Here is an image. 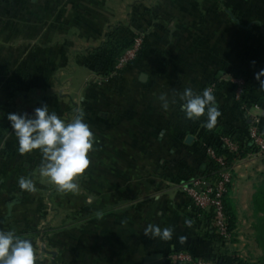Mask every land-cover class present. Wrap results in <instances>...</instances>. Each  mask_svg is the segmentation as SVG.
<instances>
[{"label":"rangeland","instance_id":"obj_1","mask_svg":"<svg viewBox=\"0 0 264 264\" xmlns=\"http://www.w3.org/2000/svg\"><path fill=\"white\" fill-rule=\"evenodd\" d=\"M255 3L106 0L103 15L113 19L114 26L116 21L127 25L132 15L140 21L136 14L146 7L151 11L148 20L152 18L147 31L155 27L170 32L191 30L189 35L197 46L207 40L209 50L219 61L222 59V68L212 82L216 88L218 82L230 83L237 101L240 84L246 94L264 65V5ZM227 11L235 19L231 24ZM1 16L0 264H113L117 258L121 262L129 255L155 252L164 253L166 264H179L173 256L192 257L195 253L175 243L186 236L204 235L209 228L218 239L211 243L206 240L209 248L200 242L198 249L207 252L203 254L227 252L243 264H260L264 259V213L259 208L264 206L256 198L264 193V178L254 188L237 189L233 195L230 166L225 162L221 166L210 157L218 166L216 177L209 180L196 174L180 184H170L173 192L184 196V201L173 199L176 204L171 208L162 197L160 180L161 175L172 171L160 167L157 152H152V165L139 166L134 165L143 157L135 156L138 152L131 158L118 149L98 150L95 127L87 126L85 116L78 113L84 106L80 98L92 95L93 85L101 88L120 82L137 62L143 41L138 31L129 29L138 50L126 57L123 66L107 77L89 69V77H84L88 81L81 82L83 77L71 65L49 63L53 48L41 47L45 40L39 38L35 45L28 40L20 42L24 37L16 30L22 24L15 23V14ZM257 30L263 37H253ZM70 42H74L71 48L83 52L79 45L85 41ZM53 43L62 49L58 39ZM74 73L78 77H73ZM70 98L77 108L68 103ZM246 158L264 162V156L253 152ZM207 190L221 192L222 214L198 203L200 193ZM184 207L189 215L177 214ZM194 210L213 217L203 221L192 213Z\"/></svg>","mask_w":264,"mask_h":264},{"label":"crops","instance_id":"obj_2","mask_svg":"<svg viewBox=\"0 0 264 264\" xmlns=\"http://www.w3.org/2000/svg\"><path fill=\"white\" fill-rule=\"evenodd\" d=\"M254 1L256 6L264 5V0ZM105 4L106 0H0V21L2 13L15 14V23L22 24L16 30L17 35L21 31L19 36L24 37L20 42L28 40L35 45L37 39L45 40L41 47L53 48L49 63L71 65L83 77L81 82H86L88 80L84 77H89L86 71L90 69L91 51L103 41L107 29L114 26L113 19L104 18ZM143 8L140 14L135 13L144 25L141 57L120 82L101 88L93 85L94 93L80 98L84 105L80 116H85L87 126L95 127L98 150L118 149L127 157L131 154V158L134 152H138L135 156L143 157L135 160L134 165L139 166L152 165V152H157L156 161L160 167L172 171L161 175L160 180L162 197L172 208L176 204L173 199L184 201V196L173 192L170 184H180L186 177H194L199 174L200 165L207 162L199 141L202 132L197 129L192 114L196 106L203 104L215 108V123L221 130L239 128L245 136L249 128L243 126L244 117H257L264 126V108L237 112V103L228 82H218L219 90L205 93L207 88L216 84L212 80L222 68V59L219 61L215 52L209 50L207 40H201L202 44L199 42L197 46L195 38L189 35L191 30L173 29L170 32L154 26L156 30L147 31L151 28L152 18L148 20L151 11ZM229 13L227 11L231 24L235 19ZM133 17L130 20L136 21ZM254 33L253 37H263L258 30ZM54 39L59 40L62 49L53 43ZM71 39L85 41L79 45L82 53L80 49L71 48L74 43L70 42ZM141 75L145 76L143 82ZM259 75L264 77V65L260 66ZM73 77L78 76L74 73ZM68 103L77 108L71 98ZM189 136L192 139L186 143ZM229 166L233 195L237 189L248 191L254 188L264 178V162L260 160L245 156ZM188 210L184 207L177 214L189 215ZM195 212L192 213L195 215ZM200 242L204 243V248L209 247L199 235L183 237L175 245L200 255L206 252L198 249ZM118 259L113 264H166L163 252L133 254L121 262Z\"/></svg>","mask_w":264,"mask_h":264},{"label":"trees","instance_id":"obj_3","mask_svg":"<svg viewBox=\"0 0 264 264\" xmlns=\"http://www.w3.org/2000/svg\"><path fill=\"white\" fill-rule=\"evenodd\" d=\"M140 21L130 20L127 25H115L111 26L109 30L105 33L103 41L100 45L91 51V63L90 69L102 76H109L111 73L116 71V66L119 64L122 56L135 45L136 37L130 32V27L137 29L139 33L144 31V25H140ZM144 51V42L139 46V51L137 52L136 60H138ZM219 85L216 90H219ZM240 100L237 103V112L240 110L244 111L243 108H248L251 104H257L259 107L264 108V77L255 76L252 78V82L249 83L247 89ZM216 92V91H215ZM214 92V93H215ZM201 107V115L195 121L197 126H202L201 136L199 141L202 144V152L206 157L207 162L200 165L198 170L199 176H204L206 179L215 178L218 166L209 155L206 154V149L211 148L216 157L222 158L227 166L232 163L243 159L248 153L255 152V147L252 144L249 134L247 136L243 135L239 128H231L227 131L221 130L215 123L217 118V112L215 108L210 105L199 104ZM80 113V112H78ZM243 126L249 128L250 119L244 117ZM260 134L264 139V126L260 124ZM226 138L230 143L234 144L237 149L235 152L230 151L226 145L223 143L221 138ZM260 197V198H259ZM256 199H260L261 204L264 206V193L258 195ZM255 199V200H256ZM257 207L258 203L256 202ZM259 212L264 213V207L259 208ZM196 214L200 216L203 221L209 222L213 215L209 212H202L197 210ZM233 214H230V229L233 227ZM264 220V217L261 221ZM264 225V224H263ZM264 227L261 229L262 231ZM204 241L214 242L218 239L214 235L211 228L204 232V235H200ZM210 246V245H209ZM184 251H189V248L184 247ZM209 248V247H208ZM189 249V250H188ZM186 251V252H187ZM219 252V251H217ZM191 254V253H190ZM194 261L202 260L208 261L215 264H243L239 258H235L233 255L224 253L217 254H191ZM260 264H264V259H261Z\"/></svg>","mask_w":264,"mask_h":264},{"label":"built area","instance_id":"obj_4","mask_svg":"<svg viewBox=\"0 0 264 264\" xmlns=\"http://www.w3.org/2000/svg\"><path fill=\"white\" fill-rule=\"evenodd\" d=\"M136 44V43H135ZM136 49L138 50V45H134V47L130 50H128L121 58L119 64L116 66L117 67H121L124 65V63L126 62V57L127 56H134ZM243 86L240 84V89L238 88V90L236 91V100H240L241 97L244 95V92H242ZM216 91V86L215 84L211 85L209 88H207L205 90V93L207 94H212ZM253 107L252 108H243V110H247V109H257L259 108V106L257 104H252ZM201 115V107L198 105L196 106V108L194 109V118L197 120V118H199ZM260 120L257 117H252L250 119V126L248 129V134H249V138L252 142V144L255 147V155L256 156H264V139L260 134ZM223 143L226 145V147L232 151L235 152L237 147L230 143V142H226V140L224 139ZM206 154L209 155L211 158L216 159V162L221 165L224 166V161L222 158L216 157L213 150L211 148H207L206 149ZM225 183H228L227 178H223ZM196 186V185H195ZM200 198H198V203H200L201 205H203V207H205L207 204V206H212V209H215V212L218 211V215L222 214V204L220 202V196H221V192H217V194L211 193L209 190L201 192L200 193ZM215 200V201H214ZM173 260L175 261H179V264H211L207 261H194L193 258L191 256H187V254H183V255H176L173 256Z\"/></svg>","mask_w":264,"mask_h":264},{"label":"water","instance_id":"obj_5","mask_svg":"<svg viewBox=\"0 0 264 264\" xmlns=\"http://www.w3.org/2000/svg\"><path fill=\"white\" fill-rule=\"evenodd\" d=\"M140 80L143 82L144 80H145V76L144 75H141V78H140ZM191 137L189 136V137H187V139H186V143H189L190 141H191Z\"/></svg>","mask_w":264,"mask_h":264}]
</instances>
